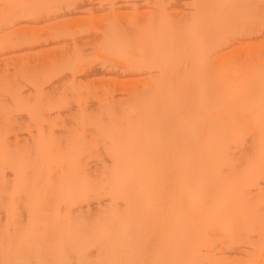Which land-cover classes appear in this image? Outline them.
<instances>
[{
    "label": "bare ground",
    "instance_id": "1",
    "mask_svg": "<svg viewBox=\"0 0 264 264\" xmlns=\"http://www.w3.org/2000/svg\"><path fill=\"white\" fill-rule=\"evenodd\" d=\"M69 1L0 0V264H264V0Z\"/></svg>",
    "mask_w": 264,
    "mask_h": 264
},
{
    "label": "rangeland",
    "instance_id": "2",
    "mask_svg": "<svg viewBox=\"0 0 264 264\" xmlns=\"http://www.w3.org/2000/svg\"><path fill=\"white\" fill-rule=\"evenodd\" d=\"M83 1H85L86 3H83ZM118 1H119V0H112V1H110V0H91V2H90V0H82V2H81L80 0H74V1L71 0V1L67 2V6H66V7H63V8L60 9V11H59V10L57 11V13L59 12L58 14H60V19L62 18L61 20L59 19V21L56 19L57 24H58V22L62 23L63 21H65V20L68 19V18H66L67 16H69V12H68V10L70 11V13H72V14L74 13V14H75V15H73V16H78L79 13H78V12H75V11H79V10H80L79 12H82L83 10H86L87 12L83 11V13L85 12V13H87V14H88V13L90 14V12H88L89 9H90L91 12H92V11L95 12V11H98V10H99V11H102L103 9H108V11H107V10H104V12H105V11L109 12L110 10H112L113 13H120V12H117V11H116V10H118V8H119V10H120V9H121V10L124 9V7H126V9H130L132 6H133V7H132L131 9H133V10H132V11H133V14L135 13L136 10H137V12H139V11H138V8H139V5H141V4H139V1H140V0H136V2H137V4H138V7H137V4H134V3H136V2L134 1V3H133V1H132L133 4H132V3L129 4V5H131V6L128 7V8H127L128 5H127V6L125 5V6L123 7V2H122L123 0H120V3H121V4L118 3ZM124 1L126 2V1H128V0H124ZM146 1H147V0H145V1L142 3V5L140 6V9H141V10H143V9L147 6V5H145V4H149V3H147L148 1H147V2H146ZM110 2H111V3H110ZM125 2H124V3H125ZM128 2H130V1H128ZM128 2H127V4H128ZM99 3H100V4H99ZM109 3H110V4H109ZM114 3H116V4H114ZM80 4H81V5H80ZM83 4H85L84 7H81V6H83ZM111 4H112V6H113L112 8L110 7ZM79 5H80V6H79ZM92 5H93V6H92ZM98 5H102V7H104V8H103V9L100 8V9H102V10L97 9V8H99ZM135 5H136V6H135ZM75 6H76V7H75ZM116 6H117V7H116ZM134 6H135L137 9L134 8ZM142 6H144V7H142ZM89 7H90V8H89ZM100 7H101V6H100ZM122 7H123V8H122ZM141 7H142V8H141ZM79 8H81V9L83 8V10H81V9H79ZM113 8H116V9H113ZM75 9H78V10H75ZM87 9H88V10H87ZM126 9H125L124 11H125V12H126V11L128 12L129 10H126ZM61 10L64 11V13H63ZM71 10H72V12H71ZM74 10H75V11H74ZM119 10H118V11H119ZM121 10H120V11H121ZM130 11H131V10H130ZM132 11H131V12H132ZM60 12H62L64 15H66V14H68V15H66V16L64 17V15H63L62 13H60ZM67 12H68V13H67ZM102 12H103V11H102ZM131 12H130V13H131ZM137 12H136V13H137ZM76 13H77V14H76ZM109 13H111V12H109ZM128 13H129V12H128ZM126 14H127V13H126ZM119 15L122 16V15H124V14H122V15L119 14ZM63 17H64V18H63ZM69 17H70V16H69ZM58 18H59V17H58ZM65 18H66V19H65ZM40 19H41V18H40ZM42 20H43V19H42ZM54 20H55V19L53 18V20H50V21L52 22V21H54ZM62 20H63V21H62ZM50 21H49V22H50ZM61 21H62V22H61ZM42 22H43V21H42ZM42 22H41V23H42ZM46 23H47V22H46ZM60 23H59V24H60ZM87 32H88V30H87ZM90 32H92V34H91ZM82 34H83V33H82ZM82 34H81V35H82ZM90 34H91L92 36H91ZM81 35H80V36L78 35L77 39H81ZM93 35H94L93 31L90 30V31H89V36H90V37H88V38L91 39V37H93ZM86 36H88V34H86ZM86 36H85V32H84V37H86ZM82 37H83V36H82ZM83 39H84V38H83ZM35 53H36V52H35ZM28 54H29V52H28ZM30 55H31V57L34 56V54L32 55V52H30V54L28 55V57H29ZM28 59H29V58H28ZM30 60H31V58H30ZM104 80H106V79L104 78ZM107 80H108V79H107ZM111 80L114 82L115 77H114L113 79H111ZM111 80H110V81H111ZM117 80H118V79H117ZM117 80H116V81H117ZM110 81H109V83H110ZM120 81H121V79H120ZM106 82H107V81H105V83H106ZM123 82H124V81L122 80V83H123ZM109 83L107 82L105 85L109 86V85H108ZM114 83H115V82H114ZM118 83H119V82H117L115 85H114L113 83H110V86H111L112 88L109 86V89L111 88V89L113 90V89H114V86H119V85H120V84L118 85ZM120 83H121V82H120ZM113 85H114V86H113ZM119 87H121V85H120ZM117 89H119V88H116V90H117ZM121 89H122V88H121ZM121 89H120V90H121ZM112 90H110V91H112ZM114 90H115V89H114ZM114 90H113V91H114ZM118 91H119V90H117V93H118ZM119 92H120V91H119ZM110 93H112V92H110ZM113 93H114V92H113ZM113 93H112V94H113ZM115 93H116V91H115ZM115 93H114V94H115Z\"/></svg>",
    "mask_w": 264,
    "mask_h": 264
}]
</instances>
